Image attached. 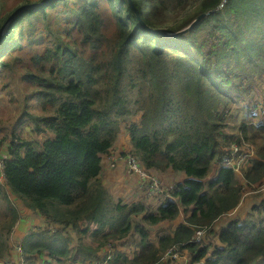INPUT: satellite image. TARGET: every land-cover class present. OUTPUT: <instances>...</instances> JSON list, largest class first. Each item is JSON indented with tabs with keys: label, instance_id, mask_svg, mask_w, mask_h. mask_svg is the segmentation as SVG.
<instances>
[{
	"label": "trees",
	"instance_id": "1",
	"mask_svg": "<svg viewBox=\"0 0 264 264\" xmlns=\"http://www.w3.org/2000/svg\"><path fill=\"white\" fill-rule=\"evenodd\" d=\"M35 3L9 20L0 42V74L18 70L37 89L54 133L42 143L13 136L5 148V185L48 225L23 238L28 263L46 254L67 264H264V201L252 206L255 217L221 221L240 206L245 188L219 165L226 146L251 142L257 157L245 178L253 190L264 189V114L253 109L264 102L251 101L264 84V0ZM24 5L0 18V34ZM241 102L250 117L229 133ZM134 115V157L147 169L185 176L165 184L168 195L156 206L142 197L112 201L103 185V158L113 152L122 118ZM8 188L0 185L9 215L0 222V258L19 218ZM177 219L152 236L153 226ZM67 229L81 234L76 242ZM198 229L205 233L193 241ZM133 232L134 250L115 246ZM82 236L94 237L90 247Z\"/></svg>",
	"mask_w": 264,
	"mask_h": 264
},
{
	"label": "rangeland",
	"instance_id": "2",
	"mask_svg": "<svg viewBox=\"0 0 264 264\" xmlns=\"http://www.w3.org/2000/svg\"><path fill=\"white\" fill-rule=\"evenodd\" d=\"M21 2L25 3L26 5L30 3H35V0H0V18H2L7 11L14 8ZM8 23L9 22H6L3 25L1 35H3L6 32V29L9 27ZM262 88H264V84L255 90L254 97L251 99V101L254 100L255 104L258 103V105H260V102H264V94ZM36 90L37 89L34 86L29 84L23 78L22 73L18 70H6L3 74H0V141L6 138L3 144L0 146V150L5 149L10 144V140L13 136H21L23 138L28 139L29 141H37L40 143H42L45 139L54 137V133L49 131L46 125L47 119H45V117L47 115H44L40 112V98L36 95V93H34L36 92ZM241 104L243 105L244 103H238L231 112L234 117L229 120L230 122L227 127L229 133L238 132V125L241 120L246 117H250V108H240ZM254 107L257 106L254 105ZM139 118V115L125 116L124 118H122L121 129L117 141L115 142L116 150L120 149L132 153L128 125L133 121H138ZM21 151L24 152L25 149H22ZM118 167L119 165H114L113 167L109 168H114V170H116ZM126 170V173L131 177L132 174L130 168ZM108 175H106L105 177H107ZM156 176L162 180V184L164 186L168 185L169 183L176 182V180L181 177L179 174H176L171 170L165 172L164 174L156 173ZM116 177L120 180H115L113 184H111V181L108 182V191L110 192L109 194L112 198V201L118 202L119 200H121L122 204H131L133 202H137L139 198L142 197L141 200H143L144 202L156 206L157 200L162 201L164 199L165 194L163 193L157 195L148 194V196L147 194L141 191L140 187L137 188V185L139 186V184L136 185L137 178L135 177V174V195L133 197H131V194L126 195L124 194L125 190H118L117 186L123 184L128 179V177H125V179L123 175H117ZM253 189L254 188H251L249 186L245 187L244 197L242 198L240 206L238 207V211L232 214H228V216H226V219L221 221L226 222L232 218H243L245 216H249L253 211L252 206L255 203L261 204L264 201V189H260L257 191H253ZM8 190L10 195L14 194L9 188ZM141 193L147 196H143L141 195ZM10 199L12 205L16 209H18L20 220L16 223L12 236L11 234L13 229L10 231L9 236L7 237L8 241L11 237L15 240L23 239L25 235H28L33 231L40 229L41 227L48 226L46 218L42 214L27 207L20 198L15 196V194L14 198L13 196H11ZM6 203L7 202L0 193V222H3L9 218V215L4 214L3 212ZM110 206H112L111 203ZM58 207L64 208V206L62 205H58ZM257 213L258 212H256V214L250 215V217L257 216ZM258 214L264 216V211L261 210V212H259ZM178 221L179 219L173 222H166L157 226H153L151 228L152 236L156 237L158 233L170 231L177 224ZM79 227H81V225H79ZM79 227H77V229H80ZM91 228H95V225L92 223ZM67 230L71 232V229ZM75 231L76 230L70 233V238L74 240V242H76L78 240V237L81 236L78 231ZM215 237L216 235L212 236L211 239L217 242V239ZM82 239H85L83 241L84 248L90 247L92 245L91 242L94 241V237L92 236H82ZM138 239L139 235L133 232L130 236L124 238L123 240L119 242L116 241L115 246L117 248L131 252L136 248L135 241ZM101 254L103 255V253ZM18 258H20V256L15 257V264H19L17 261ZM187 258H189V255ZM50 262L52 263V260L46 254H44L39 256L37 260L32 262V264H49ZM180 262H184L186 264L187 261H179L175 264H179Z\"/></svg>",
	"mask_w": 264,
	"mask_h": 264
},
{
	"label": "built area",
	"instance_id": "3",
	"mask_svg": "<svg viewBox=\"0 0 264 264\" xmlns=\"http://www.w3.org/2000/svg\"><path fill=\"white\" fill-rule=\"evenodd\" d=\"M258 107H254L255 111L261 112L260 114H264L263 105ZM263 111V112H262ZM264 117V116H263ZM225 154L222 158V164L228 168H232L237 174L242 175L244 169L251 164L253 158L255 157V148L250 143L243 142V144L234 143L230 146H226L224 148ZM10 157L8 150L1 149L0 150V181L2 182L5 177L4 166L5 161ZM120 156L112 152L111 154H107L106 160L109 163L110 167L117 165ZM129 168L132 172H134L137 176L139 187L143 192H146L150 195L156 194H167L165 193V186L162 184V180L156 176V172L151 169H147L139 160H137L134 156L129 155L127 157ZM171 188L174 186L171 185ZM168 195V194H167ZM176 199V198H175ZM205 233V229H198L196 234L193 236L192 240L197 241L200 240ZM178 247V246H177ZM13 249L16 251H21V245L13 244ZM171 249L169 250V252ZM176 255V253H174ZM166 259V258H164Z\"/></svg>",
	"mask_w": 264,
	"mask_h": 264
},
{
	"label": "clouds",
	"instance_id": "4",
	"mask_svg": "<svg viewBox=\"0 0 264 264\" xmlns=\"http://www.w3.org/2000/svg\"><path fill=\"white\" fill-rule=\"evenodd\" d=\"M243 142H245V139H241V143H239V144H243ZM236 143V142H235ZM246 143H250L251 145H253L251 142H246ZM254 146V145H253ZM254 148H255V157L253 158V160L257 157V150H256V147L254 146ZM115 154H117L118 156H121L120 157V159H119V161H118V163H117V165L116 166H118L119 165V163L121 162V161H123L124 163H125V165L128 167V169H129V165H128V161H127V157L129 156V155H132V156H134L133 155V153H130V152H128V151H125V150H123V151H117L116 150V147H115V144H114V146H113V150H112ZM9 152V151H8ZM224 152H225V150H224ZM10 154V153H9ZM223 158V157H222ZM253 160H252V162H253ZM139 162H141L140 160H139ZM252 162H251V164H252ZM142 163V162H141ZM143 164V163H142ZM250 164V165H251ZM144 165V164H143ZM220 166H222V167H226V166H224L223 164H222V160H221V163L219 164ZM250 165H248V166H250ZM247 166V167H248ZM110 167V166H109ZM247 167L244 169V172L242 173V175H239V174H237L232 168V170L234 171V173H235V175L237 176V178L240 180V182H241V184L243 185V188H245V187H247V186H249L248 185V182H247V180H246V178H245V170L247 169ZM228 168V167H227ZM111 169H114V168H111ZM153 171V170H152ZM154 172H156V171H154ZM134 172H132L131 171V174H132V176L131 177H134V174H133ZM156 173H158V172H156ZM135 177L137 178V176H136V174H135ZM5 178V177H4ZM137 184H139L138 183V179H137ZM136 184V185H137ZM0 185L1 186H3V187H5V188H8L6 185H5V183H4V180L1 182L0 181ZM139 186L137 185V188H138ZM250 187V186H249ZM142 191V190H141ZM253 191H257V189H255V190H253ZM143 192V191H142ZM143 193H145V194H147L146 192H143ZM10 194V193H9ZM141 195H143L142 193H141ZM148 195V194H147ZM147 195H143V196H147ZM157 195V194H156ZM11 196H13V198H14V194H11L10 195V197ZM16 196V195H15ZM149 196V195H148ZM140 199V198H139ZM159 202V201H158ZM241 203V202H240ZM237 209H239L238 207L236 208V210ZM17 211H18V209H17ZM20 220V218L15 222V224L13 225V227H12V234H11V236L13 235V231H14V228H15V225H16V223L18 222ZM22 240L23 239H14V238H10V240L8 241L7 240V243H8V250L6 251L7 253H8V256H7V258H5V259H2V258H0V264H15V257H17V256H20V258H18L17 259V261H18V263L19 264H29L28 263V261H27V259H26V252H25V250H24V247H23V244H22ZM13 244H19V245H21V248H22V250L21 251H16L15 249H13ZM30 264H32V262L30 263ZM94 264H97V262L95 261L94 262ZM199 264H205V259L204 260H202V261H200V263Z\"/></svg>",
	"mask_w": 264,
	"mask_h": 264
},
{
	"label": "crops",
	"instance_id": "5",
	"mask_svg": "<svg viewBox=\"0 0 264 264\" xmlns=\"http://www.w3.org/2000/svg\"><path fill=\"white\" fill-rule=\"evenodd\" d=\"M117 151H123V150H120V149H117ZM103 162H105L104 163V167H103V170H102V174H101V176L103 177V185L106 187V189H107V191H108V182H110L111 181V184H113L114 182H115V180H120L119 178H117L116 176L117 175H123L124 176V179H125V177H128V179L123 183V184H121V185H118L117 186V188H118V190L119 189H123V190H125V192H124V194H126V195H128V194H131V197H133L134 195H135V191H136V189H135V183H136V179H135V177H130L126 172H127V170L126 169H128V167L125 165V163L123 162V161H121L120 163H119V167L116 169V170H114V169H111V168H109V164H108V162H107V160H106V158L104 157L103 158ZM169 170H171L172 172H174V173H176V174H179L181 177L180 178H178L176 181H180V180H183L184 179V174H183V172H179V171H175V170H173V169H169ZM168 170V171H169ZM167 172V171H166ZM161 173V172H160ZM165 173V172H164ZM164 173H161V174H164ZM109 174V175H108ZM106 175H108L107 177H105ZM134 180H133V179ZM135 181V182H134ZM137 184V183H136ZM109 192V191H108ZM110 193V192H109ZM238 211V209L236 210V211H234V212H232V213H235V212H237ZM231 213V214H232ZM226 224V223H225ZM218 231H220V229H218ZM7 256H8V253L6 252L5 253V255L2 257V259H5V258H7ZM33 262V261H32ZM67 264V261H65V262H62V263H57V262H50L49 264Z\"/></svg>",
	"mask_w": 264,
	"mask_h": 264
},
{
	"label": "water",
	"instance_id": "6",
	"mask_svg": "<svg viewBox=\"0 0 264 264\" xmlns=\"http://www.w3.org/2000/svg\"><path fill=\"white\" fill-rule=\"evenodd\" d=\"M37 4H40V3H35V4H26V5H24V6H22V7H20V8H18L17 10H15L12 14H11V16L9 17V19H8V22H9V20H11V19H13L16 15H18L21 11H23L25 8H27L28 6H30V5H37ZM220 6H222V5H220ZM219 6V7H220ZM214 10H216V9H214ZM211 11H208V12H204V13H201L200 15H198L188 26H186V27H184L183 29H181V30H179L178 32H176V33H173V34H178V33H181L182 31H186L187 29H189V28H191L193 25H195L196 23H197V21H199L203 16H205L206 14H208V13H210ZM151 31H155L154 29H152V28H149ZM159 32V31H158ZM161 33H163V32H161ZM164 34H166V33H164ZM4 40H5V37L3 38V35H1L0 34V42H1V44L4 42Z\"/></svg>",
	"mask_w": 264,
	"mask_h": 264
}]
</instances>
